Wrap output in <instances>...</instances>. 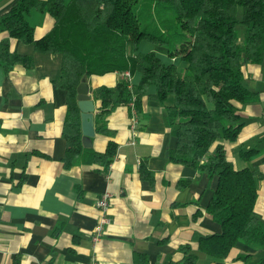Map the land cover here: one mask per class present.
Wrapping results in <instances>:
<instances>
[{
  "label": "crops",
  "instance_id": "crops-1",
  "mask_svg": "<svg viewBox=\"0 0 264 264\" xmlns=\"http://www.w3.org/2000/svg\"><path fill=\"white\" fill-rule=\"evenodd\" d=\"M14 1L0 0V15ZM26 18L35 38L54 24L50 13L35 8ZM4 38L11 51L29 55L32 62L7 70L0 65V264H185L182 244L196 255L194 264H264V246L238 241L225 257L198 247L196 233L221 229L206 210L217 176L169 158L175 145L167 113L171 97L158 99L150 85L135 111L120 103L101 114V102L93 99L95 133L90 145L82 146L103 151L113 140L116 153L106 168L79 161L65 167L66 91L56 84L61 55L36 50L5 30L0 31ZM140 49H158L163 61L186 66L150 42L142 41ZM242 69V81L255 96L235 102L242 123L236 139L218 141L234 168L258 166L264 173V54L259 62H244ZM122 79L133 89L140 73L87 74L89 93L92 97L95 87H113ZM106 190L111 220L94 241L95 201ZM254 213L264 222V176L257 180Z\"/></svg>",
  "mask_w": 264,
  "mask_h": 264
},
{
  "label": "trees",
  "instance_id": "trees-1",
  "mask_svg": "<svg viewBox=\"0 0 264 264\" xmlns=\"http://www.w3.org/2000/svg\"><path fill=\"white\" fill-rule=\"evenodd\" d=\"M31 8L54 17L52 28L40 38L34 37L26 18ZM4 30L36 50L61 55L56 84L66 91L65 167L79 161L106 168L117 148L113 140L103 151L82 146L77 85L83 74L138 71L140 80L133 89L124 79L113 87L93 89L92 98L101 102L100 114L129 104L132 97L137 106L150 85L156 87L153 95L158 99L171 97L167 113L175 145L168 150L169 158L217 176L206 210L221 229L196 233L198 247L225 257L238 241L264 246V222L254 213L257 180L264 173L258 166L234 168L218 141L236 139L242 123L235 102L255 96L242 81V66L263 58L264 0H15L0 15V31ZM142 41L186 66L163 61L156 49L142 51ZM31 62L29 55L10 50L8 38L0 40V65L6 70ZM98 129L107 131L104 126ZM179 249L182 263H195L188 244Z\"/></svg>",
  "mask_w": 264,
  "mask_h": 264
},
{
  "label": "water",
  "instance_id": "water-1",
  "mask_svg": "<svg viewBox=\"0 0 264 264\" xmlns=\"http://www.w3.org/2000/svg\"><path fill=\"white\" fill-rule=\"evenodd\" d=\"M90 89L87 83V74H83L77 85V104L80 109L81 119V141L85 146L90 145V137L95 133L94 112L95 102L89 93Z\"/></svg>",
  "mask_w": 264,
  "mask_h": 264
},
{
  "label": "built area",
  "instance_id": "built-area-1",
  "mask_svg": "<svg viewBox=\"0 0 264 264\" xmlns=\"http://www.w3.org/2000/svg\"><path fill=\"white\" fill-rule=\"evenodd\" d=\"M126 75V79L129 76L128 72H125ZM127 81H129V79H127ZM263 102H264V92H263V98H262ZM129 105L132 109V111L134 110V98L132 97V99L129 101ZM262 115L264 117V110L262 112ZM133 121H135V119H133ZM110 197H111V193L109 191H103L97 198L95 201L96 207L99 211L98 213V218L96 220V224L94 226V228L92 229L91 232V238L94 241H97L98 239H100V237L102 236L103 232H104V228L105 225L108 224L110 222V216L108 214V207L110 204Z\"/></svg>",
  "mask_w": 264,
  "mask_h": 264
},
{
  "label": "rangeland",
  "instance_id": "rangeland-1",
  "mask_svg": "<svg viewBox=\"0 0 264 264\" xmlns=\"http://www.w3.org/2000/svg\"><path fill=\"white\" fill-rule=\"evenodd\" d=\"M240 34L242 35L243 38V33H244V27L240 25L239 27ZM158 50V49H157Z\"/></svg>",
  "mask_w": 264,
  "mask_h": 264
}]
</instances>
